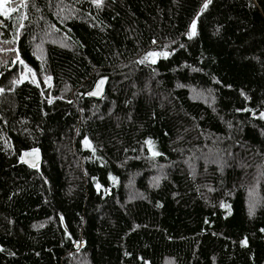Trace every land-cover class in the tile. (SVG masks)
<instances>
[{
	"label": "trees",
	"instance_id": "trees-1",
	"mask_svg": "<svg viewBox=\"0 0 264 264\" xmlns=\"http://www.w3.org/2000/svg\"><path fill=\"white\" fill-rule=\"evenodd\" d=\"M6 7L0 264H264V0Z\"/></svg>",
	"mask_w": 264,
	"mask_h": 264
},
{
	"label": "water",
	"instance_id": "water-1",
	"mask_svg": "<svg viewBox=\"0 0 264 264\" xmlns=\"http://www.w3.org/2000/svg\"><path fill=\"white\" fill-rule=\"evenodd\" d=\"M103 81V83H101ZM108 83V76L99 77L93 87L87 92L89 97L100 99L105 93V89ZM93 93H96L93 95ZM19 163L30 168H37L42 161V153L36 148L27 149L21 152L19 157ZM78 248V245H76Z\"/></svg>",
	"mask_w": 264,
	"mask_h": 264
},
{
	"label": "snow or ice",
	"instance_id": "snow-or-ice-1",
	"mask_svg": "<svg viewBox=\"0 0 264 264\" xmlns=\"http://www.w3.org/2000/svg\"><path fill=\"white\" fill-rule=\"evenodd\" d=\"M95 2H96V6L100 7L101 4L103 3V0H95ZM210 2H211V0H208V3H210ZM7 3H8V0H0V15L8 16L9 9L6 7ZM204 7L207 8V4H205ZM11 11H15V8H12ZM195 28H196V24H195V22H193L192 32H191L189 38H191L192 36H194L196 34ZM148 55L151 57H155V56H158L159 53H149ZM153 62H155V60H153ZM28 71L31 72V69H29ZM101 83H103V81H101ZM0 91H2V90H0ZM95 94L96 93H93V95H95ZM149 144H151V141H149ZM153 155H159V153L154 152Z\"/></svg>",
	"mask_w": 264,
	"mask_h": 264
},
{
	"label": "rangeland",
	"instance_id": "rangeland-1",
	"mask_svg": "<svg viewBox=\"0 0 264 264\" xmlns=\"http://www.w3.org/2000/svg\"><path fill=\"white\" fill-rule=\"evenodd\" d=\"M150 58L153 59L154 57H151L150 56ZM28 70H29L28 66H26L21 61L18 62L16 71L12 75H10L9 81L6 82V83H12V82H15V81H22V80H24L32 72V71L29 72Z\"/></svg>",
	"mask_w": 264,
	"mask_h": 264
}]
</instances>
